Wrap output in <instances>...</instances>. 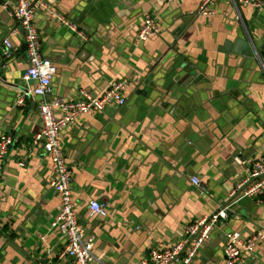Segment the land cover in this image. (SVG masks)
<instances>
[{
    "label": "crops",
    "instance_id": "obj_1",
    "mask_svg": "<svg viewBox=\"0 0 264 264\" xmlns=\"http://www.w3.org/2000/svg\"><path fill=\"white\" fill-rule=\"evenodd\" d=\"M204 1H51L87 34V43L46 10L36 14L43 55L57 68L49 99L76 101L82 92L102 93L110 81L129 82L125 106L81 116L60 136L80 223L103 264H139L159 245L188 244L190 225L223 210L228 218L193 264H224L228 234L247 239L264 228V192L240 193L264 155V65L252 68L219 52L229 39H260L264 13L220 0L212 15L200 16ZM14 7V0H0V63L8 61L0 66V133L15 138L0 171V264H74L61 258L67 240L52 228L60 198L51 163L43 147L32 146L42 128L40 99L29 96L17 106L35 82L24 80L27 47ZM149 14L162 31L139 43ZM178 59L203 79L180 87L169 68ZM91 201L106 206V218L90 217ZM241 264H264V244L244 253Z\"/></svg>",
    "mask_w": 264,
    "mask_h": 264
},
{
    "label": "built area",
    "instance_id": "obj_2",
    "mask_svg": "<svg viewBox=\"0 0 264 264\" xmlns=\"http://www.w3.org/2000/svg\"><path fill=\"white\" fill-rule=\"evenodd\" d=\"M53 0H40L32 4L30 0H14L15 7L12 16L18 23L25 36L27 47L28 70L24 76L27 82H35L32 90L17 101V106H24L29 96L41 98L39 104V116L41 132L34 136L32 146L43 147L46 156L51 163V186L60 198V211L52 228L58 229L67 240V247L61 254V258H70L74 264H103L95 254V240L89 237L81 225L76 201L72 190V172L66 160L65 151L61 143V133L75 123L81 116L89 114H103L113 106L123 107L127 104L126 92L129 86L127 79H118L109 83L108 87L98 95L82 92L76 101L66 99H49L53 94V79L57 74L55 64L45 58L42 52V43L35 24L38 10H46L72 34L82 42H88L87 34L75 25L68 17L53 10L50 2ZM220 0H205L199 9L200 16H210L213 8ZM228 4L237 10L241 6H250L264 13V0H226ZM162 31L159 19L154 14L145 17L137 35L139 43H145L157 37ZM5 57L12 56L14 47L8 38L4 41ZM15 144V138L11 135L0 133V171L9 157L10 150ZM25 166V161L20 163ZM192 184L200 187L198 178L192 179ZM244 190H243V189ZM244 197H259L264 192V155L252 166L248 178L240 185ZM106 206L98 201L90 203L91 218H106ZM228 218L226 210L205 217L186 229V237L189 241L180 242L172 248L157 246L152 248L147 258L139 264H193L200 250L209 241L213 231L222 220ZM264 244V228H260L257 234L245 239L239 233L227 235L225 245L224 264H241L244 253H251L254 249Z\"/></svg>",
    "mask_w": 264,
    "mask_h": 264
},
{
    "label": "water",
    "instance_id": "obj_3",
    "mask_svg": "<svg viewBox=\"0 0 264 264\" xmlns=\"http://www.w3.org/2000/svg\"><path fill=\"white\" fill-rule=\"evenodd\" d=\"M219 52L229 56L240 57L243 60V64L249 63V66L252 68L255 67V65L262 66L264 65V33L261 35L260 39L257 40L250 37L249 35H247V37H240L236 42L230 41L229 39L223 46L219 47ZM171 58L172 55H168V57L163 61V64ZM7 62V60L2 61L0 66H5ZM186 63L187 61L185 59H178L170 63L171 67H169L173 70L172 74H174L175 80L182 88H187L191 84H197L203 79L202 75L194 76L193 69ZM37 98L41 101L40 97ZM242 191L240 193H242ZM240 193L230 199L227 205L234 201L240 195Z\"/></svg>",
    "mask_w": 264,
    "mask_h": 264
}]
</instances>
